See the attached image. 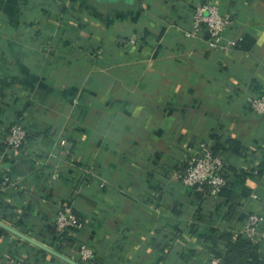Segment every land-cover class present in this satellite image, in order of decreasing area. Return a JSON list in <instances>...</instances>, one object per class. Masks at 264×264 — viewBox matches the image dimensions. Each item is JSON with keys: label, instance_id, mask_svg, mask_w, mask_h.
I'll return each mask as SVG.
<instances>
[{"label": "crops", "instance_id": "obj_1", "mask_svg": "<svg viewBox=\"0 0 264 264\" xmlns=\"http://www.w3.org/2000/svg\"><path fill=\"white\" fill-rule=\"evenodd\" d=\"M205 1L0 0V154L10 125L29 130L3 167L0 264H83L81 244L92 264H210L205 238L240 235L251 212L264 254V115L250 107L264 92V0H213L234 15L226 51L188 35ZM201 141L229 165L236 207L179 182ZM65 203L86 225L58 240Z\"/></svg>", "mask_w": 264, "mask_h": 264}, {"label": "built area", "instance_id": "obj_2", "mask_svg": "<svg viewBox=\"0 0 264 264\" xmlns=\"http://www.w3.org/2000/svg\"><path fill=\"white\" fill-rule=\"evenodd\" d=\"M68 24L65 23V27ZM234 25V15L221 13L219 7L213 0L205 1L194 9L190 36L209 35V44L213 49L226 51L231 47L226 33ZM66 29V28H65ZM251 110L254 114L264 115V92L254 95L250 102ZM29 139V130L23 122H16L8 128L3 138V151L0 154V190L4 192L9 186L13 185L8 170L3 167L7 162H12L22 157ZM186 164L179 175V182L192 191L204 193L209 187L208 194L212 198H218L221 190L229 184L230 171L229 165L224 159L213 150L212 142L201 141L195 147L187 150ZM90 174L94 169L89 170ZM57 179V174L53 175ZM262 217L251 212L240 231V235L246 239L256 242L260 237L262 227ZM86 222L80 213L76 212L72 205L62 204L54 219L55 238L62 240L69 234H79L85 228ZM78 256L82 263L92 264L94 251L92 248L81 244ZM210 264H220V259L210 256ZM12 264H22L13 261Z\"/></svg>", "mask_w": 264, "mask_h": 264}, {"label": "trees", "instance_id": "obj_3", "mask_svg": "<svg viewBox=\"0 0 264 264\" xmlns=\"http://www.w3.org/2000/svg\"><path fill=\"white\" fill-rule=\"evenodd\" d=\"M253 44L254 40L249 38L248 36L244 37L243 40L238 42L239 47L244 50L251 49ZM235 144H237V142L231 144V149L237 152L240 146L238 145L235 147ZM213 150L218 153L217 146L213 145ZM232 184L233 181L230 176L229 184L221 190L218 198L221 200H225L226 204H230L232 207H236V205L238 204L239 196L232 191ZM209 189L210 188L207 187L206 192L204 193L195 191L192 192L197 196L199 200H204V202H206L208 199L212 198L208 194ZM232 215L234 214L230 212L229 217L231 219L233 218ZM242 220L244 222L245 219L242 218L241 221ZM215 233L216 231L206 237L205 240L212 255L215 258L220 259V264H264V254L262 253L259 243L253 242L250 239H246L241 235L236 236L232 233H225L221 238H219ZM220 243H223L224 247H219Z\"/></svg>", "mask_w": 264, "mask_h": 264}, {"label": "water", "instance_id": "obj_4", "mask_svg": "<svg viewBox=\"0 0 264 264\" xmlns=\"http://www.w3.org/2000/svg\"><path fill=\"white\" fill-rule=\"evenodd\" d=\"M62 257V256H61ZM64 260H66V261H68L69 263H71V264H79V263H76V262H74V261H72V260H70V259H68V258H65V257H62Z\"/></svg>", "mask_w": 264, "mask_h": 264}]
</instances>
